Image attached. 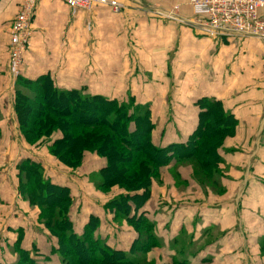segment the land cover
Here are the masks:
<instances>
[{
	"label": "crops",
	"instance_id": "crops-1",
	"mask_svg": "<svg viewBox=\"0 0 264 264\" xmlns=\"http://www.w3.org/2000/svg\"><path fill=\"white\" fill-rule=\"evenodd\" d=\"M21 1L0 0L1 13L6 14L13 4L18 10ZM115 1L118 11L107 6L74 11L56 0H39L21 75L34 78L47 72L60 87L65 83L83 86L108 98L123 99L122 94H130L137 102L150 105L161 130L158 133L156 126L153 140L161 144L187 139L198 122L196 102L200 98L221 100L236 119L234 133L224 139L229 147L218 149L225 170L222 187H217L223 194H207L187 168H176V172L191 195L184 190V195L177 196L180 189H174L175 194L164 187L169 181L161 186L154 181L149 198L139 209L153 223L157 240L145 258L149 264H264V41L214 40L162 17L182 0ZM179 13L189 15L183 5ZM10 25L0 17V197L7 202L0 210L7 223L5 233H0V264H14L17 246L31 251L35 264H61L53 253L55 236L45 233L49 244L40 242V235L18 233L25 229L29 204L17 191V162L28 156L40 162L45 157L52 169L68 168L45 146L27 145L19 132L11 109L14 78L7 66ZM169 71H180L174 88ZM93 81L96 89L91 86ZM95 157L102 165L103 160ZM160 174L165 180L171 178L170 170L161 169ZM89 185L95 194H104ZM112 188L110 192L117 195L124 192ZM14 202L20 203L19 208L14 209ZM98 205L96 211L86 210L87 215L100 218L99 223L102 217L107 222L98 226L102 225L104 233H94L96 237L112 249L130 251L138 234L125 221L115 224L114 213ZM36 210L32 218L37 221ZM70 211L75 227H82L86 213L76 219L78 213L74 217Z\"/></svg>",
	"mask_w": 264,
	"mask_h": 264
},
{
	"label": "trees",
	"instance_id": "trees-1",
	"mask_svg": "<svg viewBox=\"0 0 264 264\" xmlns=\"http://www.w3.org/2000/svg\"><path fill=\"white\" fill-rule=\"evenodd\" d=\"M196 103L198 122L187 139L161 144L153 140L150 105L137 102L130 94L118 99L90 93L83 86L60 87L47 72L14 79L11 109L27 145H44L70 170L80 167L86 154L102 159L96 173L90 174L91 184L102 192L114 186L124 191L105 208L114 213V219L124 217L138 233L128 252L112 249L96 237L97 217L90 215L77 234L69 216L73 197L68 185L51 180L40 162L21 159L16 165L18 194L38 207V221L57 239L55 250L66 264L72 262L70 249L80 264H149L145 254L157 240L153 223L139 209L164 166L184 160L192 164L193 173L210 172L214 186L209 187L219 191L214 177L222 162L218 149L234 133L236 119L219 99L202 97ZM37 106L40 111L33 109ZM16 249L17 264H35L25 249ZM85 256H94L93 261L86 263Z\"/></svg>",
	"mask_w": 264,
	"mask_h": 264
},
{
	"label": "built area",
	"instance_id": "built-area-1",
	"mask_svg": "<svg viewBox=\"0 0 264 264\" xmlns=\"http://www.w3.org/2000/svg\"><path fill=\"white\" fill-rule=\"evenodd\" d=\"M70 9L89 11L97 6H107L115 11V0H56ZM37 0H22L9 30L7 66L13 78L21 74V66L32 37V19ZM188 16L179 13L180 6ZM180 24L191 26L211 37H229L239 40L264 41V0H182L173 3L162 16Z\"/></svg>",
	"mask_w": 264,
	"mask_h": 264
},
{
	"label": "rangeland",
	"instance_id": "rangeland-1",
	"mask_svg": "<svg viewBox=\"0 0 264 264\" xmlns=\"http://www.w3.org/2000/svg\"><path fill=\"white\" fill-rule=\"evenodd\" d=\"M2 4L3 3H1V5ZM38 4H39V0H37V2H36V9H35L34 18L36 17ZM18 5H19V3H18ZM11 7H12V12H11ZM16 11H17V5L16 4L10 5V9L6 12V14L1 13V9H0V17L1 16L3 17V21L4 22L11 24L12 23V19L14 18L15 14H16ZM197 31H199V30H197ZM199 32H201V31H199ZM32 34H33V30H32ZM202 34L205 35V36H208L210 38H214V40L220 39L222 41H225L226 38L227 39L239 40V39H236V38H229V37H219V36L218 37H211V36L206 35L204 33H202ZM28 50H29V48H28ZM209 54L211 55V51H210ZM87 72L89 74L94 73V71H87ZM169 72H170V74H169L170 75V77H169L170 78V86L172 88H174V87L177 86V84H176L177 81H179L180 71H169ZM185 72L186 71H184V76H185ZM208 72H211L213 74L214 71H208ZM222 72L223 71H221V73ZM238 72L240 73V75H245V73H248L246 71H238ZM96 84H97L96 81H93L91 83V86H92L93 89H96L97 88ZM64 85H65L64 87H66V88L69 87L68 86L69 83H65ZM121 96H122L123 99H127V95L122 94ZM118 98L121 99V97H118ZM169 98L170 97H167L166 100H170L171 101V98L170 99ZM58 108H61V105H58ZM33 109L39 110V106L34 107ZM169 112L172 113L173 110L170 109ZM167 113H168V111H167ZM0 117H1V114H0ZM153 121H154V124H155L154 129L157 126L158 127L157 132L160 133L161 132L160 126L157 125L158 123H157L156 119L154 118ZM225 142L223 141L222 145H223V147L228 148L229 147L228 146L229 143H228V141L226 143ZM156 143H161V141L160 142H156ZM42 146H44V145H42ZM28 158H31V159L36 160L35 157L28 156ZM40 160H41L40 161V164L41 165H44L43 171L45 172V174L47 176H49V178H51V180H53L54 182H58L61 185H64L65 184V185H68V187L70 186L69 189H70L71 194H72V197H73V202H72V205L70 207L71 208L70 213L74 217L78 213L76 219L79 218L80 214L83 213L85 215V213H86V216H84V217H85V221H87L88 217L90 215L91 216L93 215V214H88L87 215V211H86L87 209H90V207H91L94 211H96V208L99 206L98 204L102 203V208H103V206H106L107 205L106 203L109 200L114 199L115 197H117V194L110 192L113 188H111L109 190H105L103 192L100 191V192H102L104 194H95L93 191L90 190V189H92L90 187V185H89V184H91V178H90L91 176H90V174L91 175L92 174H95L96 171H97V169L101 166L100 160H98L94 155L93 156L92 155L90 156V154H86L84 156V161H83L82 165L80 167H78L77 169H75V170H70V169L67 170V169H63V168L60 169V168H58V166L57 167H54L52 169L49 166L50 161H48L45 157L40 158ZM215 167H216V165H215ZM176 168H182L183 170H184V168H187L188 169L187 171H189V174H190V176H191V178L193 180H196L197 181V179H196L195 176H199L200 180H198L197 182L202 187V190H204L207 194H210V192L213 193V188H210L209 187V186H212V185L214 186V184L210 180V178L212 177V174L210 172L209 173H206V171H201V169L199 170V173H193L192 164H190V163H188V162H186L184 160H181L179 162H176L173 165V167H170V168L168 166L162 167L161 168L162 170H168V171L170 170V172H171L170 177L171 178H169L168 180L167 179L165 180L164 178L161 177L162 175L160 174L156 178V180H155L157 182V184L161 186V185H163V182L169 181V183H168L169 186H164V187H167V189L169 191L175 192V194H176L177 193V190H174V189H180V195L177 193V196H180L181 197V195H184V190H185V194L191 195V191L192 190L189 189L185 185V183L181 180L180 176H178V174L176 172ZM222 168L223 167H221L220 164H217L216 170H218L217 171L218 173L214 174V177H217V182L219 181V183H218L219 184V187H222L221 186L222 185V178H223V174L222 173L225 170L224 168L223 169ZM49 169H51V171ZM91 169H92V171H91ZM91 185H93V184H91ZM164 187H161V188L164 189ZM215 188H217V187L215 186ZM181 190L183 191L182 194H181ZM221 192L223 194V190H220L219 189V191H217L215 194H220ZM6 193H8V192L6 191ZM92 201H94V203H92ZM19 205H20V203L14 202L13 203L14 209L19 208ZM3 206L6 207L7 206V202L6 201H3V199H1V197H0V210L2 209ZM36 209H38V207L29 204V207H28V218H27V223L25 225V229H23L22 231L20 229H18V230L21 231V232L18 231V233H23V235H26L27 234V236H32V237L34 236L33 233L36 234V235H40V236H37V239L40 242L44 240L46 243L49 242V244H50L51 243L50 242L51 239L49 240V234H45V233H50V231L48 230V228H46L44 226V224L41 223L40 221L33 220V218H32V216L34 215V213H36V211H37ZM79 210H81V211H79ZM2 217H4V216L3 215L0 216V233H5V232H3V228H4V226L7 225V223H6V221L4 219H2ZM94 217H95V215H94ZM122 218H124V217H122V216L119 215V217L117 219H115V224H117L118 226H120L121 223H122V221H125ZM70 219L72 221V217L71 216H70ZM101 223L107 225V222H105L104 217L101 218L100 223L98 224V226ZM72 224H73V230H74V232L81 233V228L82 227H75V224H74L73 221H72ZM127 225L129 227H132L128 223H127ZM98 226H97V228H98ZM103 227H104V225H103ZM100 228H102V225H101ZM100 228H98L97 231L95 229V232L94 233H104V232H101ZM132 229H134L135 233H137L134 227H132ZM102 231H104V228H103ZM152 233H153V229H152ZM0 242H2V236L0 238ZM30 246L31 245H29L28 247H30ZM26 251L28 252L29 255H31L30 254L31 251H28V250H26ZM58 252H60V251H58V250L53 251L54 254H57L56 256H57V259L59 260V262H61V264H66L65 263L66 260H64L63 258L61 259L60 256H59V254H58ZM17 254H18V252H17ZM73 254H74V252L70 249L69 258L72 260V262H69V263L70 264H80V261H77V257L76 256H73ZM18 257L19 256H17L14 259V264H16L18 262ZM86 257H87L86 263H89V262L93 261V257L94 256L93 257H91V256H85L84 259Z\"/></svg>",
	"mask_w": 264,
	"mask_h": 264
}]
</instances>
